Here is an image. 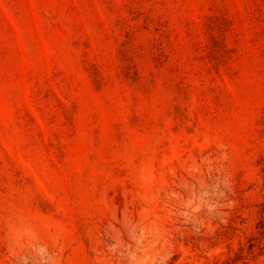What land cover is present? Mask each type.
Masks as SVG:
<instances>
[{
	"label": "rangeland",
	"instance_id": "obj_1",
	"mask_svg": "<svg viewBox=\"0 0 264 264\" xmlns=\"http://www.w3.org/2000/svg\"><path fill=\"white\" fill-rule=\"evenodd\" d=\"M0 264H264V0H0Z\"/></svg>",
	"mask_w": 264,
	"mask_h": 264
}]
</instances>
